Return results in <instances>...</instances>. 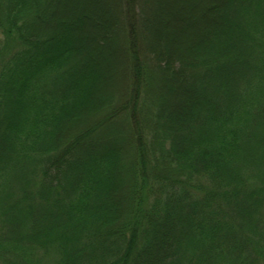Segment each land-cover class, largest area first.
Masks as SVG:
<instances>
[{
    "label": "trees",
    "instance_id": "1",
    "mask_svg": "<svg viewBox=\"0 0 264 264\" xmlns=\"http://www.w3.org/2000/svg\"><path fill=\"white\" fill-rule=\"evenodd\" d=\"M0 264H264V0H0Z\"/></svg>",
    "mask_w": 264,
    "mask_h": 264
},
{
    "label": "rangeland",
    "instance_id": "2",
    "mask_svg": "<svg viewBox=\"0 0 264 264\" xmlns=\"http://www.w3.org/2000/svg\"><path fill=\"white\" fill-rule=\"evenodd\" d=\"M167 2H168V0H166ZM172 2L174 1V0H171Z\"/></svg>",
    "mask_w": 264,
    "mask_h": 264
}]
</instances>
